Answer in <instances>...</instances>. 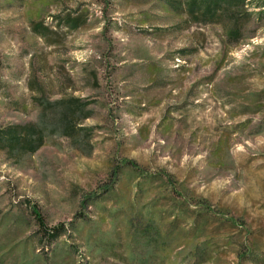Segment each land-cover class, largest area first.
<instances>
[{
    "label": "rangeland",
    "instance_id": "374dc122",
    "mask_svg": "<svg viewBox=\"0 0 264 264\" xmlns=\"http://www.w3.org/2000/svg\"><path fill=\"white\" fill-rule=\"evenodd\" d=\"M178 2L0 0V264H264V17Z\"/></svg>",
    "mask_w": 264,
    "mask_h": 264
},
{
    "label": "trees",
    "instance_id": "16d2710c",
    "mask_svg": "<svg viewBox=\"0 0 264 264\" xmlns=\"http://www.w3.org/2000/svg\"><path fill=\"white\" fill-rule=\"evenodd\" d=\"M175 9L186 11L194 22L215 23L226 27V40L239 41L242 38L244 24L249 17L255 16L256 20L264 17V0H187L178 2ZM230 24V25H229ZM16 130L9 129V135H3L7 139ZM17 141V137L11 136ZM41 142V137L31 144L30 151H35ZM38 223L43 224L42 218L37 210L32 209ZM59 227L55 226L57 230Z\"/></svg>",
    "mask_w": 264,
    "mask_h": 264
}]
</instances>
